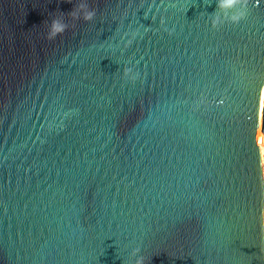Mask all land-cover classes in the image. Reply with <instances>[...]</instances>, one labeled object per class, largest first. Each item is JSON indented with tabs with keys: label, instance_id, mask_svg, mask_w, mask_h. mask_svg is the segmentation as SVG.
Wrapping results in <instances>:
<instances>
[{
	"label": "water",
	"instance_id": "1",
	"mask_svg": "<svg viewBox=\"0 0 264 264\" xmlns=\"http://www.w3.org/2000/svg\"><path fill=\"white\" fill-rule=\"evenodd\" d=\"M81 2L0 0V264H264V0Z\"/></svg>",
	"mask_w": 264,
	"mask_h": 264
},
{
	"label": "clouds",
	"instance_id": "2",
	"mask_svg": "<svg viewBox=\"0 0 264 264\" xmlns=\"http://www.w3.org/2000/svg\"><path fill=\"white\" fill-rule=\"evenodd\" d=\"M217 3L218 11L210 18L212 29L219 31L226 24L239 25L247 18L249 0H217ZM71 15L74 20L83 19L86 23H92L96 18V11L88 5L87 0H83ZM67 30L68 24L63 18L53 19L49 26L47 39L54 41ZM124 76L133 83L140 79L139 71L131 66L124 68ZM260 218L264 222V208L261 209ZM260 246L261 251L264 252V234H262ZM131 256L134 264H145V258L139 248L134 249Z\"/></svg>",
	"mask_w": 264,
	"mask_h": 264
},
{
	"label": "built area",
	"instance_id": "3",
	"mask_svg": "<svg viewBox=\"0 0 264 264\" xmlns=\"http://www.w3.org/2000/svg\"><path fill=\"white\" fill-rule=\"evenodd\" d=\"M261 137H262V140L260 141ZM258 143L262 150V166H263V174H264V134L261 131H259V134H258Z\"/></svg>",
	"mask_w": 264,
	"mask_h": 264
},
{
	"label": "bare ground",
	"instance_id": "4",
	"mask_svg": "<svg viewBox=\"0 0 264 264\" xmlns=\"http://www.w3.org/2000/svg\"><path fill=\"white\" fill-rule=\"evenodd\" d=\"M263 89H264V86H263ZM264 106V92H261V107ZM261 136V135H259ZM262 140V137L260 138V141Z\"/></svg>",
	"mask_w": 264,
	"mask_h": 264
}]
</instances>
